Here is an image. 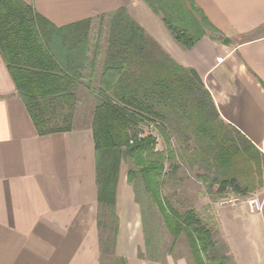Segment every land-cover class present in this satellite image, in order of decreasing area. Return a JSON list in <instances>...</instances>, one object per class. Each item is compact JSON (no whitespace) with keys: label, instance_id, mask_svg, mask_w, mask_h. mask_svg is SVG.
Listing matches in <instances>:
<instances>
[{"label":"trees","instance_id":"obj_1","mask_svg":"<svg viewBox=\"0 0 264 264\" xmlns=\"http://www.w3.org/2000/svg\"><path fill=\"white\" fill-rule=\"evenodd\" d=\"M144 2L185 50L220 33L195 0ZM98 20L108 25L105 49L99 38L92 43L93 19L58 27L23 0H0V54L37 134L72 131L79 91L97 97L92 132L102 263L115 254L117 187L128 164L127 180L142 205L147 234L156 206L172 244L184 235L195 264H233L216 226L194 208L181 214L164 190L187 163L202 172L198 178L210 200L249 197L264 185V155L222 120L198 73L177 63L126 9ZM150 125L164 150L157 149L156 135L143 129ZM244 168L253 169L257 186L243 182Z\"/></svg>","mask_w":264,"mask_h":264},{"label":"crops","instance_id":"obj_2","mask_svg":"<svg viewBox=\"0 0 264 264\" xmlns=\"http://www.w3.org/2000/svg\"><path fill=\"white\" fill-rule=\"evenodd\" d=\"M23 1L58 27L126 9L177 63L198 73L222 120L264 155V0H195L220 33L190 50L144 0ZM258 196V214L244 202L212 207L217 240L233 264H264V185ZM98 214L92 124L39 136L0 54V264H103ZM116 215L114 259L190 264L187 256H148V228L125 166Z\"/></svg>","mask_w":264,"mask_h":264},{"label":"rangeland","instance_id":"obj_3","mask_svg":"<svg viewBox=\"0 0 264 264\" xmlns=\"http://www.w3.org/2000/svg\"><path fill=\"white\" fill-rule=\"evenodd\" d=\"M107 31H108V25L107 22H102L101 20L95 21L93 25L92 30V41L95 42L96 39H101L102 45H106L107 40ZM103 58V56H102ZM101 58V59H102ZM100 70V67H99ZM98 75H96V78L93 83V88L95 89L97 87L98 82ZM81 89L79 92V104L77 105V108L74 113V121L73 126L82 127L85 125H91L93 120V113L97 104V97L94 93H92L91 90ZM146 133H152L156 135L157 137V149L158 150H164V143L160 135H158L157 130L154 128V126H145L143 128ZM173 145L175 148L179 149L180 144L177 143L176 140H173ZM128 167V164H126V168ZM202 173L197 168H191L187 163L186 166H182V169L178 173V176L176 180L172 182L171 185H167L164 190V197L169 199V202L173 205L175 209H177L181 214H183L186 210L190 208H194L197 213H200L203 220H206L210 226L214 227V211L212 210V207H220V203L224 200H229L232 198H236L238 196L234 194H228L227 196H224L222 198H216L210 200V198L207 196L206 191L201 184L200 179L198 178V175ZM242 179L244 181H250L252 182V186H257L258 182L255 181L254 175H253V169L251 168H244L242 173ZM244 184V183H243ZM260 190V189H259ZM259 190L254 192L251 196H258ZM207 199L212 202V204H204L205 200ZM205 198V200H204ZM240 202H245L248 197H239ZM242 198V199H241ZM206 200V201H208ZM239 202V203H240ZM154 208L155 216H151L149 219L151 220L149 222V233H148V239L150 237V246L148 247V256H156L160 260H164L167 254H172L173 256L177 258L181 257H189L190 264H195L189 245L186 237L183 235L180 237V239L176 242L175 245H173V239L167 232L163 221L161 214L159 213L156 206H152ZM208 207V208H207ZM144 209L147 208L144 206ZM209 211V212H208ZM211 218V220L209 219ZM104 236L111 235L108 231L105 233L103 232ZM173 245V246H172ZM150 251V252H149ZM103 264H117L114 257L111 255L105 256L103 259Z\"/></svg>","mask_w":264,"mask_h":264},{"label":"built area","instance_id":"obj_4","mask_svg":"<svg viewBox=\"0 0 264 264\" xmlns=\"http://www.w3.org/2000/svg\"><path fill=\"white\" fill-rule=\"evenodd\" d=\"M240 198H232L229 200H224L220 203L221 207L225 206H236L239 204ZM248 208L250 214H258L263 211V201L259 196H251L244 202Z\"/></svg>","mask_w":264,"mask_h":264}]
</instances>
